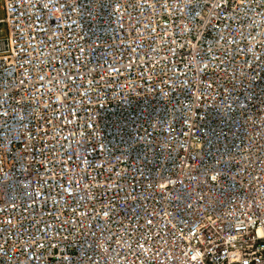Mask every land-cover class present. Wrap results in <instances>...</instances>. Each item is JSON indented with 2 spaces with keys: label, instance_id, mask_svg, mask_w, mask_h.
<instances>
[{
  "label": "built area",
  "instance_id": "1",
  "mask_svg": "<svg viewBox=\"0 0 264 264\" xmlns=\"http://www.w3.org/2000/svg\"><path fill=\"white\" fill-rule=\"evenodd\" d=\"M0 264H264V0H0Z\"/></svg>",
  "mask_w": 264,
  "mask_h": 264
}]
</instances>
